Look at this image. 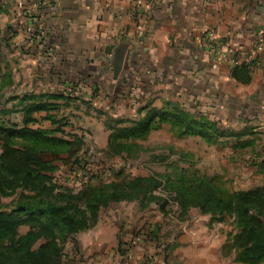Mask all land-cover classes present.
Masks as SVG:
<instances>
[{"label":"rangeland","instance_id":"rangeland-1","mask_svg":"<svg viewBox=\"0 0 264 264\" xmlns=\"http://www.w3.org/2000/svg\"><path fill=\"white\" fill-rule=\"evenodd\" d=\"M0 4L5 6V11L0 12V66L11 75V82L0 93V104L6 110H14L6 118L21 124L22 115L15 109L20 108L19 99L27 92L71 96L68 102L58 100L60 111H53V114L68 122L64 126L68 136L73 134L83 139L87 153H84L80 164L73 163L76 157L52 159L46 156L57 166L53 173L57 184L76 189L86 181L108 182L183 172L216 177L231 190L250 189L263 184V172L258 164L264 159V108L252 90L230 84L224 91L230 90L233 99H225L217 98L219 92L217 94L214 84L182 83V91L156 88L148 94L146 89L136 92V97L133 93L135 85L125 79V73L113 81L108 72L90 69L92 77L86 81L82 76H87L88 70L81 67V75L71 77L68 70L72 60L65 56L64 50L57 54L52 46L57 41L46 32L50 28L44 24V15L41 20L35 13L37 7L18 0ZM6 28L8 32L4 37ZM250 95L253 99L249 98ZM165 102L177 103L196 117L203 115L224 130H247L251 133L246 138L255 140V145L235 150L231 146L235 139L228 138L209 144L199 136L181 137L176 128L165 124L147 138L133 141L128 145V151L119 154L109 149L107 124L113 126L120 119L137 120L145 114V111L139 113L143 108H161ZM43 115L37 116L34 126L53 129L55 126L43 119ZM154 193L159 199L145 208L138 201H122L103 210L97 224L77 236V249L73 244H66L64 264H101L105 251L111 253L114 248V241H109L114 232L117 238L124 239L119 245L116 243L117 251L129 252L137 239L148 247L150 254L157 255L158 251L175 250L178 243L174 240L178 238L184 236L182 246L184 240L185 245H189L190 238L194 237L201 241H216L213 246L221 253V263L237 264L235 251L229 244L237 231L231 217L214 218L197 208L183 213L173 199L174 193L163 186ZM14 196L3 198L2 205L8 207ZM164 200L168 202L166 205ZM162 258L167 264L166 258ZM172 262L171 258L170 264Z\"/></svg>","mask_w":264,"mask_h":264},{"label":"trees","instance_id":"trees-1","mask_svg":"<svg viewBox=\"0 0 264 264\" xmlns=\"http://www.w3.org/2000/svg\"><path fill=\"white\" fill-rule=\"evenodd\" d=\"M4 7L0 4V12L5 11ZM252 64L235 66L231 77L242 84L250 83ZM10 82V73L0 66V93ZM70 97L27 92L19 99L20 108L15 109L22 115L21 124L6 118L14 110L0 104V264H64L66 244L77 249V236L94 227L103 210L122 201H138L145 208L159 199L154 191L161 186L175 194L173 199L183 213L197 208L214 218L231 217L237 228L229 240L235 251L234 261L264 264V180L261 186L231 190L216 177L183 172L86 181L76 189L57 184L53 179L57 166L52 159L76 157L73 163L80 164L87 153L83 139L68 136L64 128L68 122L53 114L61 108L57 101L68 102ZM142 111L145 114L137 120L120 119L113 126L107 124L111 151H128L133 141L147 138L165 124L176 128L181 137L199 136L209 144L228 138L235 139L231 144L235 150L255 145V140L246 138L251 132L224 130L177 103L165 102L161 108L148 106L139 113ZM42 113L43 119L55 126L53 129L34 126ZM258 165L264 177V159ZM13 195L8 207L2 205L3 198ZM167 203L164 200V205Z\"/></svg>","mask_w":264,"mask_h":264},{"label":"crops","instance_id":"crops-1","mask_svg":"<svg viewBox=\"0 0 264 264\" xmlns=\"http://www.w3.org/2000/svg\"><path fill=\"white\" fill-rule=\"evenodd\" d=\"M8 1L14 0H0ZM18 1L37 7L41 20L44 15L46 32L57 41L52 46L72 60L71 77L81 75V67L88 70V77L82 76L86 81L90 69L108 72L113 81L125 73L136 97L140 90L182 91V83L202 82L214 84L217 98L233 99L224 88L239 85L252 90L264 108V52L254 55L250 83L231 77L236 59L253 50L264 26V0H142L140 6L136 0ZM183 237L174 240L175 250L156 255L137 239L129 252L117 251L116 243L124 239L114 232L109 236L114 248L105 251L101 264H166L162 256L167 264L171 258L172 264H225L213 246L216 241L191 237L189 245L184 240L181 246Z\"/></svg>","mask_w":264,"mask_h":264},{"label":"built area","instance_id":"built-area-1","mask_svg":"<svg viewBox=\"0 0 264 264\" xmlns=\"http://www.w3.org/2000/svg\"><path fill=\"white\" fill-rule=\"evenodd\" d=\"M142 0H136L137 6H140L142 4ZM260 52H264V26L260 32L259 37L256 39L255 43H254V48L250 53H247L245 55V57L243 58H238L235 61V66L237 65H242L244 63L246 64H250L251 62H253L254 60V55L255 53H260ZM232 55H234V53H232ZM237 58V57H236Z\"/></svg>","mask_w":264,"mask_h":264},{"label":"water","instance_id":"water-1","mask_svg":"<svg viewBox=\"0 0 264 264\" xmlns=\"http://www.w3.org/2000/svg\"><path fill=\"white\" fill-rule=\"evenodd\" d=\"M111 50L110 46H107L106 51L109 52Z\"/></svg>","mask_w":264,"mask_h":264}]
</instances>
